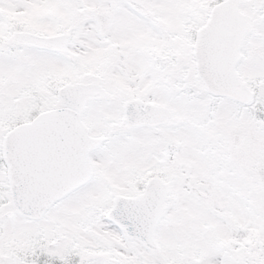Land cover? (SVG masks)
Listing matches in <instances>:
<instances>
[{"label": "snow or ice", "instance_id": "obj_1", "mask_svg": "<svg viewBox=\"0 0 264 264\" xmlns=\"http://www.w3.org/2000/svg\"><path fill=\"white\" fill-rule=\"evenodd\" d=\"M0 264H264V0H0Z\"/></svg>", "mask_w": 264, "mask_h": 264}]
</instances>
